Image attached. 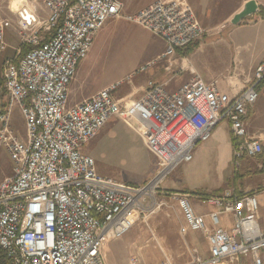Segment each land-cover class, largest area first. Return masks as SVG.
<instances>
[{
    "label": "built area",
    "instance_id": "1",
    "mask_svg": "<svg viewBox=\"0 0 264 264\" xmlns=\"http://www.w3.org/2000/svg\"><path fill=\"white\" fill-rule=\"evenodd\" d=\"M37 1L45 17L40 20L28 9L19 12L23 48L4 61L0 73L5 93L0 100V152L11 164L10 175L0 181V264H105L102 244L124 236L141 211L162 207L156 195L163 192L177 203L180 232L198 231L206 238L209 256L203 260L195 251L189 264H264V229L256 219L264 185L204 198L214 208L207 214L210 225L194 212L188 194L162 187L222 120L229 123L235 166L244 157L261 154V140L247 133L246 116L258 98L264 58L253 81L234 94L220 91L218 80L204 82L194 74L173 91L147 80L139 98L120 103L114 92L122 79L69 105L76 66L108 19L136 23L164 41L163 52L137 72L164 61L165 71L172 73L176 51L199 40L205 29L184 1L156 0L132 14L123 13L121 0ZM11 27L0 14V52ZM14 106L23 118V138L12 123ZM115 117L136 123L157 158L153 175L142 185L99 174L94 157L82 151ZM222 214L231 217L229 229L220 226ZM138 262L137 254L128 257L129 264ZM164 264H171L166 257Z\"/></svg>",
    "mask_w": 264,
    "mask_h": 264
},
{
    "label": "crops",
    "instance_id": "2",
    "mask_svg": "<svg viewBox=\"0 0 264 264\" xmlns=\"http://www.w3.org/2000/svg\"><path fill=\"white\" fill-rule=\"evenodd\" d=\"M154 1L156 0L134 1V4L137 6H141L143 4L144 6L135 10L134 6L126 4L127 11L137 12ZM178 1L188 3L194 10L195 15L198 13L201 21L203 16L206 18L207 12L209 13V17H211V13H215L210 5L212 0ZM227 1H229L231 8H223L220 12L223 14L221 17L222 20L224 22L228 20L230 26L232 27L228 31V35L225 38L222 37L216 40L206 41L204 43L201 42L194 47H191L190 44L185 48L178 49L176 54L173 56V62L176 67H174L173 72L170 74L164 69V61H156L145 72H137L141 65L152 60H156V58L163 52L165 44L161 38L154 36L142 26L128 20L108 19L96 33L94 40L103 31V29L109 27V24L112 23L107 34L112 32L114 35L118 34L124 38H131L133 43L135 42L137 44L141 41L144 43L147 50V57L145 61L137 65L135 64L134 66L135 73H143L145 76L139 77L138 74L135 76L136 79L131 86H126L123 91H117V89L114 92L115 99L120 103H123L139 98L143 93L147 80L164 83L168 90L173 91L181 84L191 80L194 74H198L204 82H209L215 79L218 80L219 90L229 94H234L241 90V88L245 85L250 84L253 81V73L256 66L264 58V0H254L258 5V11L251 16L240 20L237 24H232L231 19L236 13L243 9L244 4L248 0ZM223 4L225 3L223 2ZM123 13L127 14L125 6H123ZM198 21L204 28L199 19ZM210 28L214 30L215 26ZM134 32H139L140 34H133ZM142 35L144 37H142ZM6 41L7 44L10 45L11 32L9 31L6 32ZM86 56L79 60L76 66L75 75L69 84V105L81 102L83 99L91 96L99 89L112 82L109 79H104L102 74L100 76L98 73H94V71L91 70V63L85 60ZM178 65H182L181 69L177 68ZM123 85L124 84L119 87ZM256 91L258 93V98L247 111V133L252 137H256L261 140L262 152L253 159L244 157L241 160L240 167L237 171L240 182L234 183V185H231L232 187H230V191H235L239 194L247 190L255 189L256 187L264 184V77L257 84ZM111 120H114L115 122L125 121L128 125H134L133 128L136 130L135 135L141 141V146L147 154L145 157L146 163H143V165L146 166V172L142 176L135 179V181H128V184L135 186L142 185L150 178V176H148L149 173L153 175L156 169L157 158L148 150L146 138L142 133H140L139 127L136 123L121 117H115ZM104 127H106V125ZM104 127L102 129H104ZM232 143L233 141L229 131V123L227 120H222L213 129L212 134L207 141L199 143L195 146L192 160L188 163L179 165L162 184L164 190L179 191L184 194H188L189 201L194 212L204 215L205 220L209 225L210 221L207 214L214 210V208L205 204L203 201L204 198L222 194L223 192L220 190L222 188H226L225 186L227 184H232V179H235L236 177L231 175L230 169L232 164ZM92 151V149H89L84 153L94 157L91 154ZM205 159L211 161L213 160V162L215 160L217 164H219V168L223 172L218 181L219 183L205 186L197 182L196 178L201 172L202 162ZM95 163L98 173L103 176H108L106 173L101 171L100 166H97L96 160ZM120 182L122 181L120 180ZM258 201L259 209L260 205L264 206V192L258 194ZM151 223L154 229L159 228L160 230V238L158 239L162 240L163 243L165 240L169 241V247L163 243L162 245H164L165 251L167 252L164 253V256L171 264H189L192 259L191 251L189 252L190 247L196 248L197 254L203 260L209 256L206 238L200 232L187 231L182 234L180 232L179 222L175 219L167 220L161 218L159 220H154ZM231 224V217L229 215L222 214L220 226L225 229H229ZM172 244L176 246L172 247Z\"/></svg>",
    "mask_w": 264,
    "mask_h": 264
},
{
    "label": "rangeland",
    "instance_id": "3",
    "mask_svg": "<svg viewBox=\"0 0 264 264\" xmlns=\"http://www.w3.org/2000/svg\"><path fill=\"white\" fill-rule=\"evenodd\" d=\"M121 1L124 3L127 14L135 12H128L126 4L134 6L135 10L144 6V4L141 6L134 4V1L137 0ZM223 2L225 4H223ZM210 5L214 10L213 12H215L211 13V17H209V13L207 12L208 16L206 15V18L203 16L201 21L198 13H196L197 18L204 26L205 32L197 42L191 44V47H194L201 42L204 43L206 41L216 40L222 37L225 38L228 35V31L232 28L228 20L226 22L222 20L221 17L223 14L220 12L223 8H231L229 1L212 0ZM26 9L31 11L40 20H42L46 15L42 5L37 0H0V14L3 17L8 18L12 23V27L7 30L11 32V42H8L11 46L7 44L6 48L0 52V73L3 69L4 61L13 57L17 48H23L17 32V16L19 12ZM111 25L112 23L109 24V27ZM212 26H215L214 30L210 28ZM109 27L103 29V31L95 38L93 46L87 54L85 60L91 63V70L96 74L98 73L100 76L102 74L104 79H109L112 82L123 79L122 84L124 85L119 87L117 90L123 91L126 86H131V84L134 83L136 79L135 76L139 74L135 73L134 66L135 64L137 65L145 61L147 57V50L144 43L141 41H139V44L135 42L134 44L131 38H124L118 34L114 35L112 32L107 34ZM133 34L140 33L134 32ZM142 37L144 36L142 35ZM138 76L143 77L145 74L141 73ZM1 87L2 86L0 85V100L3 101L5 100V93ZM12 121L15 130L18 132L19 136L23 138L25 136V127L23 118L16 106L13 108ZM107 124L97 137H95L90 143L85 144L83 152L92 149L93 151L91 154L97 161V166H100L101 171L106 173L108 177L110 176L118 181L121 180L124 183H128V181H135V179L142 176L146 172V166H144L143 163H146L145 157L147 154L141 146V141L135 135L136 130L133 128L134 125H128L125 121L115 122L114 120H110ZM231 162V175L236 177L235 179H232V184H225L226 188H222L220 190L221 192H224L225 190L230 191V187H232L231 185L240 182L237 171L241 162L238 166L233 164L232 159ZM10 167V161L5 156V153L1 151L0 181L5 176L10 175ZM222 174L223 172L215 160L213 162V160L211 161L205 159L202 162L201 172L196 180L198 183L205 186L213 185L215 183H219L218 181ZM148 176L151 177L152 174L149 173ZM232 192L235 193V191ZM156 199L163 202L164 205L152 213L141 211L135 224L124 236L117 240L102 244L101 250L105 264H129L128 257L134 253L139 257V262L137 264H164V253L166 251L164 245H162L163 241L158 239L160 238V230L159 228H157L158 230L154 229L151 222L161 218L167 220L175 219L179 222L180 227L182 224V218L179 214L176 201L171 199L168 194H165L164 192L160 195L158 194L156 195ZM256 219L263 228L264 206L260 205L257 211ZM168 242L169 241L165 240L163 244L169 247ZM175 246L176 245L172 244V247ZM190 251L191 255H193L195 251L197 252L196 248L191 247L189 248V252ZM222 264H237V262L233 260H224Z\"/></svg>",
    "mask_w": 264,
    "mask_h": 264
},
{
    "label": "water",
    "instance_id": "4",
    "mask_svg": "<svg viewBox=\"0 0 264 264\" xmlns=\"http://www.w3.org/2000/svg\"><path fill=\"white\" fill-rule=\"evenodd\" d=\"M258 11V5L254 0H248L241 11L236 13L232 19V24H237L240 20L251 16L252 14L256 13Z\"/></svg>",
    "mask_w": 264,
    "mask_h": 264
},
{
    "label": "bare ground",
    "instance_id": "5",
    "mask_svg": "<svg viewBox=\"0 0 264 264\" xmlns=\"http://www.w3.org/2000/svg\"><path fill=\"white\" fill-rule=\"evenodd\" d=\"M240 162H241V160H240ZM264 184H262L261 186H263ZM222 264V263H221Z\"/></svg>",
    "mask_w": 264,
    "mask_h": 264
}]
</instances>
